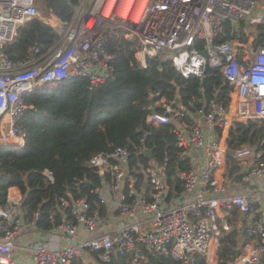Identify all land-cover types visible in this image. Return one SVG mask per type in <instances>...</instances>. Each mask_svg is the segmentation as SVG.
<instances>
[{"label":"built area","instance_id":"built-area-1","mask_svg":"<svg viewBox=\"0 0 264 264\" xmlns=\"http://www.w3.org/2000/svg\"><path fill=\"white\" fill-rule=\"evenodd\" d=\"M259 2L264 0H77L72 20L48 52L37 56L35 48L29 58L14 59L6 46L41 12L38 0H0V148L25 147L26 132L19 124L28 109L25 96L33 90L72 77L98 86L112 75L108 45L118 28L139 43L135 57L143 68L169 51L182 76L203 78L207 68L219 69L231 86L227 104L211 100L194 112V100L188 107L164 97L155 103L160 109L152 111L150 121L175 125L179 160L189 164L175 173L181 192L153 161L145 169V183H139L131 175L130 149L122 146L96 153L87 163L101 176L93 189L100 206L82 195L62 197L61 221L51 232L36 228L40 212L26 219L22 191L9 188L0 205V264H109L125 254L139 264L147 253L171 256L180 264H198L200 256L206 264H220V238L230 228L222 212L232 208L244 217L250 241L225 264H264V137L229 147L235 124L264 126V9L257 11ZM228 26L232 37L222 40ZM229 160L239 162L238 181L227 174ZM46 175L53 180L51 172ZM234 184L245 191L231 193ZM50 220L55 222L53 216Z\"/></svg>","mask_w":264,"mask_h":264},{"label":"trees","instance_id":"trees-1","mask_svg":"<svg viewBox=\"0 0 264 264\" xmlns=\"http://www.w3.org/2000/svg\"><path fill=\"white\" fill-rule=\"evenodd\" d=\"M41 1L44 15L21 26L15 40L6 46L14 59L29 58L35 48L40 49L37 56L48 52L74 16L77 0ZM50 17L56 18L60 26H53L48 21ZM230 37L228 26L227 34L221 38ZM260 37L263 39L264 33ZM138 48V42L125 37L124 29H115L108 45L114 70L104 83L93 86L88 78L72 77L46 84L25 96L28 109L19 125L26 132V145L20 150L0 148V205L6 203L9 188L19 187L24 195L22 210L26 219L32 220L34 213L40 212L36 228L51 232L61 221L62 197L82 195L94 207L100 206L93 189L100 185L101 176L87 163L96 153H110L119 146L130 149L131 175L139 183H145V169L153 161L167 181L182 191L175 173L188 169L189 164L179 160L175 125L150 121L152 111L160 109L155 103L160 97L174 103L180 96L185 107L194 100L190 107L194 112L211 100L227 104L231 86L219 69L207 68L203 78L182 76L169 51L150 58L148 68H143L135 57ZM263 137L264 126L259 123H237L230 131L229 147L234 149ZM240 170L239 162L228 161L227 174L232 180L240 179ZM46 171L52 173L53 180ZM229 212L226 218L230 228L220 238V264L236 259L250 241L240 211L232 208ZM109 264L133 262L125 254L115 255ZM139 264L180 263L171 256L147 253V259ZM198 264H206L204 256L199 257Z\"/></svg>","mask_w":264,"mask_h":264},{"label":"rangeland","instance_id":"rangeland-1","mask_svg":"<svg viewBox=\"0 0 264 264\" xmlns=\"http://www.w3.org/2000/svg\"><path fill=\"white\" fill-rule=\"evenodd\" d=\"M38 7H39V10L41 12V14H43V2L41 0H38ZM264 9V3L262 2H259L258 3V7H257V11L259 12H262V10ZM259 12L257 13L258 15ZM44 15V14H43ZM59 27V26H58ZM245 191V188L244 186L242 187H239L238 185L234 184V185H231V193H240V192H244ZM226 211H229L226 209ZM32 235V233H28V236L30 237ZM21 242V241H20Z\"/></svg>","mask_w":264,"mask_h":264},{"label":"water","instance_id":"water-1","mask_svg":"<svg viewBox=\"0 0 264 264\" xmlns=\"http://www.w3.org/2000/svg\"><path fill=\"white\" fill-rule=\"evenodd\" d=\"M202 54L206 55V54H207V51H206V50L202 51ZM175 103H176L177 105L181 103V98H180V96H177V97H176ZM153 112H154V110H153ZM149 153H151V152L149 151ZM28 194H29V190L27 191L26 195H28Z\"/></svg>","mask_w":264,"mask_h":264},{"label":"crops","instance_id":"crops-1","mask_svg":"<svg viewBox=\"0 0 264 264\" xmlns=\"http://www.w3.org/2000/svg\"><path fill=\"white\" fill-rule=\"evenodd\" d=\"M48 19H49V18H48ZM49 22H50L53 26H55V27L58 26V21H57V20H51V21H49ZM222 213L227 217V215H228L230 212L224 210Z\"/></svg>","mask_w":264,"mask_h":264}]
</instances>
